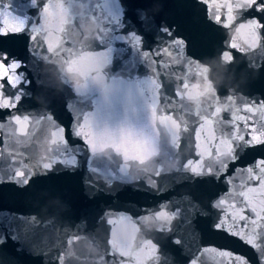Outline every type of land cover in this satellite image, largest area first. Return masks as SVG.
Masks as SVG:
<instances>
[{
	"label": "water",
	"instance_id": "obj_1",
	"mask_svg": "<svg viewBox=\"0 0 264 264\" xmlns=\"http://www.w3.org/2000/svg\"><path fill=\"white\" fill-rule=\"evenodd\" d=\"M224 2L232 0H217ZM0 9L28 24L2 43L21 67L20 83L4 89L19 99L0 109V264H122L117 250L130 264H264V225L239 235L216 227L221 207L232 211L234 182L264 158V144L237 142L228 167L219 170L227 149L199 161L192 154L199 123L193 113L215 97L234 102L233 121L219 123L218 135L244 118L242 109L264 103V30L252 50L244 42L249 37L236 33L239 17L223 28L202 0H0ZM243 15L264 20L254 10ZM41 28L82 36L77 50L88 47V61L47 52L43 32L29 39ZM191 34L202 35V43L173 53L177 63L189 55L200 60L182 105L188 114L177 109L188 130L175 138L159 115L153 119V77L162 112L182 74L157 72L152 61ZM234 36L241 50L228 48ZM225 51L231 63L222 59ZM17 117L28 118L31 128L21 133ZM255 120L264 132V117ZM237 131L244 135L247 126L225 130L223 138ZM200 143L197 152L208 148L204 137ZM186 161L204 173L193 175ZM252 203L264 211V201Z\"/></svg>",
	"mask_w": 264,
	"mask_h": 264
},
{
	"label": "snow or ice",
	"instance_id": "obj_2",
	"mask_svg": "<svg viewBox=\"0 0 264 264\" xmlns=\"http://www.w3.org/2000/svg\"><path fill=\"white\" fill-rule=\"evenodd\" d=\"M206 9L211 14L210 18L212 21L223 28L231 29L234 24H237V17H239V24L236 27V33L243 37L248 36L249 39L245 40V44L249 45L252 50H256L261 44V31L264 30V20L259 19L257 16L243 14L248 13L250 10H254L256 13H264V0H232V2L217 3V0H202ZM45 5V4H44ZM43 5V7H44ZM0 109H11L15 107L16 100H13L10 96H6L4 93L5 84L16 87L20 83V75L18 69L21 67V63L10 57L8 51L2 47L3 41L10 36L26 31L28 24L12 15L7 9H0ZM223 10V13H222ZM45 12L47 9L45 8ZM41 24V20L38 21ZM33 35L29 37L31 40L40 39V32H43L45 38L41 40L44 49L47 52H54L56 56L63 57L65 59L71 57H79L81 63H86L89 59L87 53L91 52L89 48L81 47L77 50V46L82 39V36L77 39L67 29L60 30L57 35L56 32L52 31L49 34V29H33ZM203 36L197 34H191L189 39L185 41L183 38L177 39L174 48L162 49L159 55L153 58V64L156 66V71L159 72L161 68L171 69L173 73H181V79L179 86L177 87L174 95L167 100V107H163V111H160V106L165 105V101L160 94V83L153 77V104H152V115L153 119L159 115L160 124L166 128L168 133L172 134L175 138H179L181 132L187 131V125L181 119L177 118V109L184 113L185 116L188 114L182 105L185 97L189 94V79L193 76L192 68L200 62L194 56L189 55L186 61L177 63L181 58L180 56L173 57V53H179L182 47L189 45L195 47L197 44L202 43ZM228 48L241 50L240 45L236 42V37L232 38V41L228 43ZM222 59L227 63L232 62V55L229 51H225L221 54ZM185 65H188L185 68ZM215 103L210 102L209 105L200 111L192 112L199 123L195 125L194 135L192 138V154L195 153L196 161L200 160L202 155L211 157L216 155L218 152L223 153V149H227L226 162L218 165L217 170L220 168L226 169L228 167V161L235 155L234 149L236 148L237 142L241 144L246 143L249 146L264 144V132H259L255 127L256 116L260 115L264 117V103L257 102L251 106L242 109L245 114L242 120H237L235 124H232V128L243 129L247 126V132L244 135H240L239 131L236 132L235 136L230 139H224V131H232V128L218 129L217 125L225 121L231 123L233 121V104L231 100L221 101L220 97L214 98ZM221 103L226 106L221 108ZM253 109L256 111V115H253ZM224 113H229L227 116ZM14 123L18 126L19 131L23 133L25 126L28 130L31 128L28 118H15ZM79 134L82 135V131L79 130ZM54 138L52 143L55 145L59 142V133H53ZM88 142L87 136L82 135ZM205 138V143L208 148L205 151L197 152V148H201V138ZM179 148V145H178ZM184 165H187V161ZM42 167L49 168L50 164H44ZM190 171L193 175H202L204 171L200 166L191 167ZM212 168L208 169L211 172ZM160 174L159 171L156 173ZM23 173H17V176H22ZM238 187L234 188V193L229 194L231 200L228 199V207L232 208V211L225 213V209H222V222L218 223L216 227L223 229L226 226L229 227L233 234L239 235L241 231L247 233L249 228H256L257 225H264V211L254 209L253 200L264 201V158H262L257 166L252 169H248L246 172L240 174L239 178L234 182ZM239 201V202H237ZM224 203V202H222ZM221 203V204H222ZM236 209H240L239 214L234 218L233 212ZM163 215V214H161ZM165 218V216L163 217ZM109 224L114 226L115 220L109 221ZM116 254L121 257L122 264H130L131 257L116 251Z\"/></svg>",
	"mask_w": 264,
	"mask_h": 264
}]
</instances>
